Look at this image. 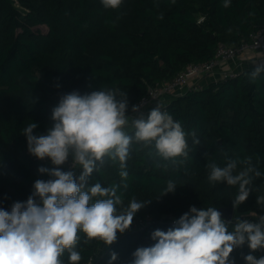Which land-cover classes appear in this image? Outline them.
I'll use <instances>...</instances> for the list:
<instances>
[{"label": "trees", "instance_id": "trees-1", "mask_svg": "<svg viewBox=\"0 0 264 264\" xmlns=\"http://www.w3.org/2000/svg\"><path fill=\"white\" fill-rule=\"evenodd\" d=\"M224 3L122 0L118 9H106L101 0H0V208L10 211L13 203L28 199L37 179L50 178L39 168L56 166L29 153L22 130L33 122L35 135L46 134L63 94L115 90L117 98L127 94L128 115L150 85L171 79L187 63L212 58L218 42L235 44L264 25V0ZM256 65L249 62L238 76L209 81L160 107L188 133L187 159L163 160L154 147L133 143L126 179L119 175V161L106 156L103 164L98 162L88 186H118L123 202L118 209L133 198L150 202L110 246L98 240L86 243V234L78 232L79 264H109L113 252L118 258L112 264H130L137 248L156 242L153 231L175 227L190 207H233L239 185L210 183L208 165L213 162L223 167L236 160L235 175L251 158L260 175L249 174L250 195L234 208L241 215L223 220L229 231L241 219L259 222L264 215V204L257 203L264 197V72L253 78ZM169 180L177 187L162 195ZM250 251L245 244L230 259L245 264L243 257ZM252 254L264 256V249ZM60 259L69 264L68 252Z\"/></svg>", "mask_w": 264, "mask_h": 264}, {"label": "clouds", "instance_id": "clouds-1", "mask_svg": "<svg viewBox=\"0 0 264 264\" xmlns=\"http://www.w3.org/2000/svg\"><path fill=\"white\" fill-rule=\"evenodd\" d=\"M101 2L106 9H118L122 0ZM229 3L225 0L224 7ZM262 72L264 63H258L251 76L255 78ZM119 95L121 98L111 89L86 94L74 90L63 94L52 109L53 123L46 134L35 135L37 124L33 122L22 130L29 153L40 160L50 159L56 167L39 168L50 178L37 179L26 201L13 203L10 211L0 208V264H64L60 258L65 251L69 264H79L82 256L76 250L78 232L86 234V243L98 240L110 246L118 239V233L130 229L136 213L150 201L133 198L127 207L118 209L123 203L117 195L118 186L102 187L99 182L88 186L89 177L106 156L119 161L123 179L128 176L124 169L133 143L154 147L155 155L163 160L188 158V133L159 105L146 117L139 106L132 107L139 115L131 119L134 133L130 135L126 130L127 94ZM193 143L200 142L194 139ZM69 160L70 169L82 168L78 177L73 170H61L60 166ZM237 163L229 160L223 167L214 162L208 165L210 183L239 185L233 208L246 202L250 195L249 174L260 175L251 166V158L243 161L249 166L234 175ZM176 187V182L169 180L162 195L174 193ZM257 203L264 204V197H259ZM151 239L156 242L137 248L130 264H234L230 254L245 244L251 250L243 257L245 264H264V256L257 258L252 254L264 249V215L258 223L238 220L234 230L229 231L215 207L198 210L192 206L175 221V227L157 229ZM117 258L115 252L111 253L109 264Z\"/></svg>", "mask_w": 264, "mask_h": 264}, {"label": "built area", "instance_id": "built-area-1", "mask_svg": "<svg viewBox=\"0 0 264 264\" xmlns=\"http://www.w3.org/2000/svg\"><path fill=\"white\" fill-rule=\"evenodd\" d=\"M248 51L254 53L261 52L262 56H257L248 59V62L264 63V25L251 30L245 37L235 44L218 42L212 58L204 62L187 63L178 73L171 79L150 85L146 93L134 104L139 106V111L145 114V110L154 104H160L164 99L170 100L177 96L183 95L187 90L199 88L207 84L202 83L204 77H210L217 74L213 80L233 78L239 75L240 70L244 67H238L239 58ZM212 80V81H213ZM139 113H134L132 110L128 116H138ZM33 156V155H32ZM36 158V157H35ZM38 159V158H36ZM40 160V159H38ZM51 163L50 159L44 160ZM71 161L64 166L65 170H73L78 177L79 168L70 169ZM144 222H139L138 226H143ZM174 225V221H172Z\"/></svg>", "mask_w": 264, "mask_h": 264}, {"label": "crops", "instance_id": "crops-1", "mask_svg": "<svg viewBox=\"0 0 264 264\" xmlns=\"http://www.w3.org/2000/svg\"><path fill=\"white\" fill-rule=\"evenodd\" d=\"M263 54L261 53V52H257V53H254V52H252V51H248L246 54H244L243 56H241L238 60V62H239V64H238V67H245V66H247V64L249 63L248 61V58L250 57V58H253V57H257V56H262ZM217 76V74H215L214 76H210V77H204L203 79H202V83L204 84V83H206V81H208V80H213V78L214 77H216ZM168 102V100H163L160 104L161 105H164L165 103H167ZM157 105H159L158 103H156V104H154L153 106H150V107H148L146 110H145V117L147 116V114H148V112L152 109V108H154V107H156ZM134 117H136V116H130V118H129V121H131V119L132 118H134ZM131 127H129V126H127V128H126V130L128 131L129 129H130Z\"/></svg>", "mask_w": 264, "mask_h": 264}, {"label": "water", "instance_id": "water-1", "mask_svg": "<svg viewBox=\"0 0 264 264\" xmlns=\"http://www.w3.org/2000/svg\"><path fill=\"white\" fill-rule=\"evenodd\" d=\"M221 212L222 219H231L233 216V207H218L216 208Z\"/></svg>", "mask_w": 264, "mask_h": 264}, {"label": "rangeland", "instance_id": "rangeland-1", "mask_svg": "<svg viewBox=\"0 0 264 264\" xmlns=\"http://www.w3.org/2000/svg\"><path fill=\"white\" fill-rule=\"evenodd\" d=\"M40 30H42V31H46V26H44V25H40V26H37ZM248 59H250V57L248 58ZM129 118H130V116H129ZM129 127H132L131 126V121H129V125H128ZM250 214V213H249ZM236 215H241V214H238V213H236V211H235V209L233 208V217L234 216H236ZM245 216H247L246 214H244ZM102 249V246L99 248V250H101Z\"/></svg>", "mask_w": 264, "mask_h": 264}]
</instances>
